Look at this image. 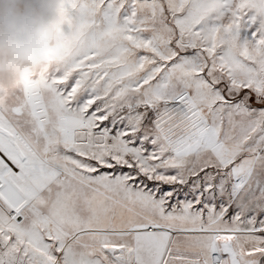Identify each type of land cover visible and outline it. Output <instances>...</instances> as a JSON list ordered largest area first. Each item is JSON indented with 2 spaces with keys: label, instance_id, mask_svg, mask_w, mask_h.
<instances>
[{
  "label": "snow or ice",
  "instance_id": "1",
  "mask_svg": "<svg viewBox=\"0 0 264 264\" xmlns=\"http://www.w3.org/2000/svg\"><path fill=\"white\" fill-rule=\"evenodd\" d=\"M60 13L0 101V264H264V0Z\"/></svg>",
  "mask_w": 264,
  "mask_h": 264
},
{
  "label": "clouds",
  "instance_id": "2",
  "mask_svg": "<svg viewBox=\"0 0 264 264\" xmlns=\"http://www.w3.org/2000/svg\"><path fill=\"white\" fill-rule=\"evenodd\" d=\"M64 0H0V101L22 87L23 76L47 72L63 39Z\"/></svg>",
  "mask_w": 264,
  "mask_h": 264
},
{
  "label": "rangeland",
  "instance_id": "3",
  "mask_svg": "<svg viewBox=\"0 0 264 264\" xmlns=\"http://www.w3.org/2000/svg\"><path fill=\"white\" fill-rule=\"evenodd\" d=\"M63 29H64L65 33H67V31H68V27H67L66 24L63 26Z\"/></svg>",
  "mask_w": 264,
  "mask_h": 264
}]
</instances>
